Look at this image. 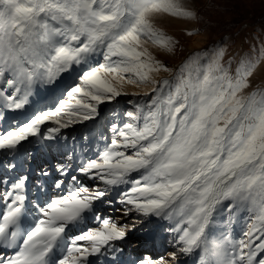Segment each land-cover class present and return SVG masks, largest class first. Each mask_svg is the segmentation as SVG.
Masks as SVG:
<instances>
[{
    "label": "snow or ice",
    "instance_id": "obj_1",
    "mask_svg": "<svg viewBox=\"0 0 264 264\" xmlns=\"http://www.w3.org/2000/svg\"><path fill=\"white\" fill-rule=\"evenodd\" d=\"M159 14L197 19L181 0H0L4 107L24 109L38 86L76 76L58 107L0 128V154L20 156L29 137L57 141L62 129L97 118L100 105L137 97L92 156L66 153L70 163L57 165L52 187L38 186L43 200H29L28 175L10 183L0 177L8 185L0 192V248L15 250L0 255V264L115 258L133 216L135 223L164 222L173 250L128 264H179L181 256L193 264H264V88L242 94L264 45L236 62L225 58L221 41L190 53L173 74L144 47L177 52L179 40L153 23ZM159 73L171 78H155ZM126 84L149 91L127 93ZM48 122L56 126L42 131ZM109 209L120 216L105 215ZM237 217L245 222L239 238L231 232Z\"/></svg>",
    "mask_w": 264,
    "mask_h": 264
},
{
    "label": "rangeland",
    "instance_id": "obj_2",
    "mask_svg": "<svg viewBox=\"0 0 264 264\" xmlns=\"http://www.w3.org/2000/svg\"><path fill=\"white\" fill-rule=\"evenodd\" d=\"M181 3L184 7L196 12V20H186L166 14L152 17L155 26L161 28L167 35L179 40L177 52L175 54L166 53L151 43L144 45L169 68L173 69V74L190 53L211 48L221 41L224 42L221 46L228 49L226 59L227 56L234 55L236 62H238L245 53L250 57H256L260 54V46L264 45V0H181ZM205 12L210 19L208 20V26L215 25L214 31L219 30L222 33L221 35H216L213 38L207 36L200 18L201 15L206 14ZM219 24L223 26V29L218 27ZM188 31H192L193 35H187ZM236 62L233 63V69L236 66ZM71 75L64 73L54 85L38 86V88L34 89L33 95L29 98V102L24 109L9 110L4 107V101L0 100V128H12L22 125L35 113L58 107L60 100L67 99L66 90L68 87L76 82L75 77L70 85L64 87L66 84L64 85L63 82L67 81ZM154 76L157 79L171 78L169 73H159L154 74ZM250 82L252 86L246 89L242 93L243 95H247L257 87L264 88V59L260 60L255 72L250 77ZM60 90H62L63 95L58 101L46 104L41 110L36 109L37 106H41V99L44 98L46 103L50 102L52 99H49V97L54 94L57 96ZM123 91L143 94L149 89L143 85L138 87L133 84H126ZM130 99L135 100L137 97L121 96L116 101L100 105V115L97 118L74 123L69 125L68 128L62 129L61 133L58 134L57 141H46L29 137L31 143L28 141L23 142L24 149H22L20 156L8 155L7 153L0 154V177L5 178L10 183L18 175H28L30 177L27 185L29 200L32 201L38 196L43 200L44 197L37 190L39 184H42L45 189L52 187L53 180L59 175L56 171L57 165L70 163L66 153L71 152L73 148H75L76 156L84 157L85 154L92 156L96 149L106 142L101 137H109L111 135L109 131L110 124L112 122L120 123L122 119H125L123 116L125 112L135 110L134 106L128 103ZM50 126L55 127L56 125L48 122L46 125L41 126V130L46 131L47 127ZM9 163H15L17 167L10 169L7 167ZM75 163H79V161L76 160ZM41 169L48 170L50 175L46 178L41 176ZM74 174L78 175V173ZM81 179L89 186L93 184V181L85 180L83 177ZM7 186V184H0V192L4 191ZM103 207L106 208L107 206ZM114 207L119 208L120 205L117 204ZM3 210L4 204L0 201V213ZM104 214L120 216L119 212H113L111 209ZM136 219L135 216L126 218L130 232L127 242L120 245L123 248V252L115 253V258L112 254L90 257L89 259L93 261V264H128L130 260L145 254L153 257H166L173 250V245L170 242L172 237L170 233L165 231L164 222L143 221L135 223ZM244 223V220L240 217H237L234 221L231 232L235 238L240 237L244 229ZM148 235H151L150 239H148L150 237ZM140 238L144 239V243L137 244L136 240ZM160 238H162L161 241ZM151 245H153L152 248ZM14 252V249L0 248V255L7 254V256L11 257ZM193 260L194 257L181 256L179 264H193Z\"/></svg>",
    "mask_w": 264,
    "mask_h": 264
},
{
    "label": "bare ground",
    "instance_id": "obj_3",
    "mask_svg": "<svg viewBox=\"0 0 264 264\" xmlns=\"http://www.w3.org/2000/svg\"><path fill=\"white\" fill-rule=\"evenodd\" d=\"M186 36V35H185ZM187 43V42H186ZM75 73H72V75H71V77L67 80V81H65V82H63V84L65 85L64 87H66V86H68V85H70L72 82H73V80L75 79ZM63 95V93H62V90H60L59 91V93L57 94V96H56V94H54V95H51L50 97H49V99H52L50 102H47L46 103V101H45V99L43 98V99H41V106H37V110H41L42 108H44L45 107V105L46 104H49V103H52V102H54V101H58V99L59 98H61V96ZM102 124V123H101ZM150 234V233H149ZM148 236H150V237H148ZM147 237H148V239H150L151 238V235H148ZM162 240V238H160V241ZM136 242H137V244H142V243H144V239L143 238H140V239H137L136 240ZM153 247V245H151V248Z\"/></svg>",
    "mask_w": 264,
    "mask_h": 264
},
{
    "label": "crops",
    "instance_id": "obj_4",
    "mask_svg": "<svg viewBox=\"0 0 264 264\" xmlns=\"http://www.w3.org/2000/svg\"><path fill=\"white\" fill-rule=\"evenodd\" d=\"M206 13V12H205ZM200 18H201V22L203 23V29L205 30V32H206V34H207V36H211L212 38L213 37H215L216 35H221L222 33L219 31V30H216V31H214V28H216V26L215 25H210V26H208V20H210L209 18H208V16H207V13L206 14H203V15H201L200 16ZM212 21V20H211ZM214 22V21H213ZM240 23V22H239ZM238 23V24H239ZM229 26V25H228ZM228 26H226V27H228ZM218 27H220L221 29H223V26H221L220 24H219V26ZM220 29V30H221ZM225 30H226V28H225Z\"/></svg>",
    "mask_w": 264,
    "mask_h": 264
}]
</instances>
